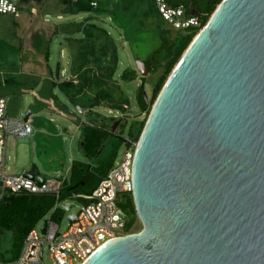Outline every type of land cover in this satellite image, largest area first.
<instances>
[{
    "label": "water",
    "instance_id": "water-1",
    "mask_svg": "<svg viewBox=\"0 0 264 264\" xmlns=\"http://www.w3.org/2000/svg\"><path fill=\"white\" fill-rule=\"evenodd\" d=\"M133 183L142 230L83 264H264V0H223L193 39L136 143Z\"/></svg>",
    "mask_w": 264,
    "mask_h": 264
},
{
    "label": "rangeland",
    "instance_id": "rangeland-1",
    "mask_svg": "<svg viewBox=\"0 0 264 264\" xmlns=\"http://www.w3.org/2000/svg\"><path fill=\"white\" fill-rule=\"evenodd\" d=\"M183 1L190 6L193 0ZM198 1L203 9L205 0ZM68 11L67 4L62 0H42L40 2L29 0L21 4L20 12L16 15L0 13V79L2 81L0 97L7 98L8 114L11 117L25 119L26 115L31 112L29 122L34 127V133L28 137L20 138L14 135L7 137L6 156L4 163H0V173H2V168L6 175L24 174L25 171L35 169L44 178L64 181L70 179L73 161L76 160L92 164L94 168H91V171L98 176L104 171L105 165L112 160L113 153L116 152L115 148L120 145V140L127 138L132 131L137 133V122L146 120L149 116V112L141 110L137 103L139 89L143 86V74L139 70L137 61L138 57L146 60L159 45V40L154 36L152 29L147 28L155 21L142 17L145 27L132 23V26H135L134 29H124L119 28L107 16H98L94 13L70 14ZM87 20L107 28L119 46V67L113 82L116 96L123 94L130 100L126 112L111 109L106 102L91 109L88 107L89 101L85 96L77 99L78 103L83 105L82 108L81 105H75L68 100L59 88L51 87L48 64L53 71L52 78L55 82L75 78L71 66L75 62L78 46L68 43L69 34L67 32H71V27L78 28ZM63 24H67V27L63 28ZM167 27L170 28L169 25ZM35 32L44 33L45 39L55 36L48 61H46L44 46L37 48L33 44ZM76 36L79 37L80 34ZM58 63L62 68L60 76L55 74ZM127 68L137 71L138 74L134 80L129 81L122 78V73ZM163 70L161 68L154 75H146L144 86L149 100L152 95L153 82ZM11 77L15 82L5 84V80ZM113 117L126 120L117 132H112L110 129ZM91 120L95 122L102 120L109 125L106 126L108 134L104 137L102 148L94 159L84 156L79 144L81 137L84 136L83 123L90 124ZM114 127L118 128L119 125ZM114 127L111 126L112 130ZM126 149L127 145L124 141L120 145L118 158ZM100 160H102V166L97 167ZM2 194L3 190L0 186V199ZM131 197L130 193L123 194L119 206L128 214L126 224L133 223V229L138 228L139 232L143 226H140V220L134 219ZM70 205H73L72 208L66 210L65 207ZM58 206L60 207L58 223L61 231H65L69 226L68 217L80 211L83 200L74 196ZM50 213L39 222V227H42ZM119 232H125V229ZM18 243L16 228L9 230L0 225V261L14 260L16 253L14 245ZM45 262L50 264L47 249Z\"/></svg>",
    "mask_w": 264,
    "mask_h": 264
},
{
    "label": "trees",
    "instance_id": "trees-1",
    "mask_svg": "<svg viewBox=\"0 0 264 264\" xmlns=\"http://www.w3.org/2000/svg\"><path fill=\"white\" fill-rule=\"evenodd\" d=\"M29 0H21V4ZM40 2L42 0H34ZM67 4L70 14L80 13H94L98 16H107L119 27L134 29L132 23L139 24V27H145V22L142 19L154 20L152 26L147 27L152 29L154 36L158 38V47L150 54L146 60L138 57V60H143L149 69V74H156L161 68L163 72L153 82L152 95L150 100L144 96L145 86L144 82L147 76H143V86L140 87L137 95V103L141 110L149 112L160 93L162 87L167 81L169 75L174 67L180 61L184 52L191 44L196 35L208 23L210 17L223 0H205L203 9L200 7L198 0H193L190 6H187L183 0H168L171 5H183L186 8L187 14H197L202 20L201 28L191 30H177L169 25L161 16L154 0H102L98 7L94 8L90 5L89 0H62ZM200 8V11L198 9ZM21 9V5H20ZM85 22L80 24L78 28L73 29L71 26L67 40L70 45L76 44L78 46L77 56L75 62L71 66L75 78L55 82L53 80V71L48 64L51 78L49 79L51 87L59 88L75 105L79 104L80 96L87 97L89 103L88 107L93 109L106 102L111 109L119 112H126L129 107L130 100L125 95L115 94V85L113 78L119 67V46L113 40L107 28L99 26L93 22ZM170 26V28L167 27ZM67 24H63L66 28ZM138 28V26H136ZM136 28V29H137ZM58 31V29H57ZM56 32V31H55ZM80 34V36H76ZM55 36L46 38L42 32L34 33V46L37 48L44 46L46 50V61L49 59L51 48ZM109 58V60H107ZM61 65L57 64L55 74L60 76ZM137 71L127 68L122 73L124 80H134L137 76ZM15 80L13 77L5 80V84H12ZM0 85L2 81L0 79ZM55 95V94H54ZM83 108V105H81ZM111 122L116 120V117L111 118ZM146 120H139L136 124L137 133H130L127 138L138 141ZM99 120L92 124H85L84 136L81 137L80 146L84 155L89 159H94L101 148L104 137L108 134L107 127ZM120 140V145L125 141V138ZM120 145L115 148L112 160L105 165L103 172L97 176L92 173V164L83 161H73L70 179L63 181L58 197L54 193L47 194H32V193H9L5 192L0 199V225L9 230L16 228L18 244L14 245L16 250L14 259H17L23 247L25 237L31 229L44 219L50 212L51 218L58 221L60 219L59 204L68 200L71 197H78L83 200V204L87 202L86 195L90 194L102 181V179L112 169L116 159ZM102 160H100L97 167H101ZM131 199V209L135 218L139 221L137 211L134 204L133 196ZM140 226L142 227L141 222ZM134 224L126 225L125 234L138 232L133 229Z\"/></svg>",
    "mask_w": 264,
    "mask_h": 264
},
{
    "label": "built area",
    "instance_id": "built-area-1",
    "mask_svg": "<svg viewBox=\"0 0 264 264\" xmlns=\"http://www.w3.org/2000/svg\"><path fill=\"white\" fill-rule=\"evenodd\" d=\"M89 1L90 5L96 8L102 0ZM154 2L163 19L175 29L186 31L201 28L202 18L197 14H187L185 6L171 5L168 0H154ZM20 5L21 0H0V13L16 15L20 12ZM33 133L34 127L29 120L9 116L8 100L0 97V163L3 164L9 135L25 138ZM136 143L137 141L125 138L127 149L115 161L112 169L99 185L86 195L87 202L77 214H74L77 215V219L73 222L69 221L65 231H61L58 221L51 218L53 210L49 218L44 220V224L45 221L47 222L46 232L42 230L44 224L39 227L38 223L25 237L19 257L11 261H0V264H47L46 249L49 252L50 264H82L106 242L125 235V232L119 231L126 228L128 214L119 203L123 194L130 193L133 196ZM26 174L28 173L6 175L2 169L0 186L3 194L5 192L54 193L58 197L62 182L41 177L43 183H39ZM121 212L127 215L125 219L122 218Z\"/></svg>",
    "mask_w": 264,
    "mask_h": 264
},
{
    "label": "flooded vegetation",
    "instance_id": "flooded-vegetation-1",
    "mask_svg": "<svg viewBox=\"0 0 264 264\" xmlns=\"http://www.w3.org/2000/svg\"><path fill=\"white\" fill-rule=\"evenodd\" d=\"M93 122H95V121H93V120H91V121H89V123L90 124H92ZM125 122H126V120H124L123 118H116V120H114L112 123H111V126L112 127H114L115 125H119V127L118 128H115L114 127V130H112L113 128H111V126H110V129H111V131L112 132H117V130L120 128V127H122V125H124L125 124ZM105 126H109L108 124H106V123H104V122H102ZM88 125V124H87ZM85 156V155H84Z\"/></svg>",
    "mask_w": 264,
    "mask_h": 264
},
{
    "label": "crops",
    "instance_id": "crops-1",
    "mask_svg": "<svg viewBox=\"0 0 264 264\" xmlns=\"http://www.w3.org/2000/svg\"><path fill=\"white\" fill-rule=\"evenodd\" d=\"M85 125V123H83ZM5 156H6V152H5V155H4V160H5ZM4 160H3V163H4ZM4 170V168H2ZM25 173H34L36 174L37 176H40L42 178H44L42 176V174L38 173L37 170L33 169V171H25ZM60 182H62V186H63V180H61ZM3 195V194H2Z\"/></svg>",
    "mask_w": 264,
    "mask_h": 264
},
{
    "label": "bare ground",
    "instance_id": "bare-ground-1",
    "mask_svg": "<svg viewBox=\"0 0 264 264\" xmlns=\"http://www.w3.org/2000/svg\"><path fill=\"white\" fill-rule=\"evenodd\" d=\"M83 263H84V262H83ZM83 263H82V264H83Z\"/></svg>",
    "mask_w": 264,
    "mask_h": 264
}]
</instances>
